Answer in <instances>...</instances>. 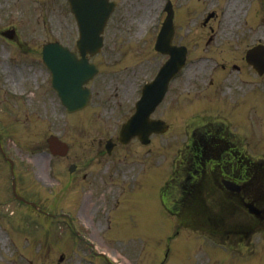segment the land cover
Returning <instances> with one entry per match:
<instances>
[{"label":"rangeland","instance_id":"obj_1","mask_svg":"<svg viewBox=\"0 0 264 264\" xmlns=\"http://www.w3.org/2000/svg\"><path fill=\"white\" fill-rule=\"evenodd\" d=\"M126 1V7L122 2L119 18L110 24L109 42L99 57L104 72L98 77L97 87L108 86L105 104L100 105L102 95L96 94L91 103L93 106L86 110L88 117H78L72 122L59 106V100L48 94L47 88L35 91L36 98H32V94L17 99L18 95H15L44 83L49 72L38 53L49 39L56 34L66 44L74 41L77 35L74 31L70 36L72 29L67 22L71 19L67 12L60 5L45 7L46 0H0L1 139L7 149L5 154L16 161L19 195L37 202L44 212L14 197L12 170L0 152V170L3 163L7 165L5 174H0V264H92L90 259L96 260L97 264H108L104 257L114 264H196L197 261L208 264V258L211 264H221L217 255L211 257L207 250L194 248V244L199 243L197 237L203 232H199L200 229L193 231L200 226H197L198 219L192 218V211L188 214L182 211L180 204H175L179 195L176 191L171 193L170 199L174 213L167 214L162 208L161 193L166 194L175 181L183 180L175 174L179 168L175 164L176 161L179 163L177 151L186 139L182 129L170 126L171 130L166 134L153 136L150 146L143 147L134 139L126 150L118 146L115 156L105 151L106 140L116 133L114 123L119 116L131 111L137 97L136 84L154 73L162 62L161 56L153 50L154 41L142 42L140 36L147 23L154 20L163 0ZM261 1L175 0L179 5L180 24H188L190 13L195 11L191 25L182 31L186 40L193 37L207 39L210 32L203 26L204 17L215 12L217 22L209 26L218 33L219 40L215 43H219L220 50L212 54L219 60L232 58L233 61L242 55L251 39L259 34L264 37L261 22L252 19L255 12L260 13V3L264 7V0ZM145 15L150 21L142 27L139 19ZM5 28L15 29V34L3 35ZM205 41L201 46H205ZM35 59L40 60L39 64ZM32 63L34 68L29 65ZM208 66L213 67V62ZM192 71L183 76L174 93L182 88L190 90L191 94H183L186 101L182 99V102L187 105L184 106V118L188 117L192 123L190 129L197 131L206 124L225 119H215L217 114L198 107L196 102L205 108L209 104L196 96L208 94L212 97L214 93L208 90V69L197 80H191L195 73ZM219 78L223 79V76ZM228 80L234 84L237 78ZM46 94L48 97L44 98ZM171 97L169 101L172 100L174 105L176 96ZM233 100L234 108L225 99L221 104L220 100L217 102V109L230 115V122L247 136L251 147L260 150L258 155L264 154V87L260 85V89L244 92L239 89ZM159 113L160 109L154 117H159ZM169 114L173 115V111ZM229 125L227 123V127ZM52 134H61L66 141L70 140L69 159L52 161L46 143V138ZM241 147L242 155L258 158L246 152L249 150L247 145L241 144ZM73 162L77 168L70 171ZM189 169L187 165L181 167L182 172L185 171L183 178L191 172ZM83 173L87 174V179L82 177ZM156 193L163 212L156 207ZM152 208L156 213L151 211ZM68 212L75 218L72 230L67 224L71 222ZM208 237L205 236L207 242L211 241ZM260 237L259 233L253 234V248H260ZM232 247L236 245L232 244ZM241 250L247 251L249 256L255 254L250 245L245 247L243 244ZM223 251L227 253L223 264H260L256 256L235 259L232 248Z\"/></svg>","mask_w":264,"mask_h":264},{"label":"flooded vegetation","instance_id":"obj_2","mask_svg":"<svg viewBox=\"0 0 264 264\" xmlns=\"http://www.w3.org/2000/svg\"><path fill=\"white\" fill-rule=\"evenodd\" d=\"M249 170L251 171L252 176L242 179V177L245 174L248 175L249 172H245L244 168H241L240 166L234 167V161L232 160L226 161L225 165H223L221 168V180L223 182L232 183V186L234 187L233 193L230 195V197L239 204L235 205L231 203L234 207L233 212L235 213L236 211L240 210L241 214H245L247 216L250 214L256 219V227L264 229V196L260 195L261 191L264 193V185L262 182L257 183L259 181V177L256 176L258 175V171L260 172V168L256 166L251 167ZM256 183V191H258L257 193L255 190H248ZM239 206L241 208H239ZM242 226L245 228H250L251 225ZM262 246H264V240L262 241Z\"/></svg>","mask_w":264,"mask_h":264},{"label":"bare ground","instance_id":"obj_3","mask_svg":"<svg viewBox=\"0 0 264 264\" xmlns=\"http://www.w3.org/2000/svg\"><path fill=\"white\" fill-rule=\"evenodd\" d=\"M89 18H90V14H85V15L82 17V21H87Z\"/></svg>","mask_w":264,"mask_h":264},{"label":"water","instance_id":"obj_4","mask_svg":"<svg viewBox=\"0 0 264 264\" xmlns=\"http://www.w3.org/2000/svg\"><path fill=\"white\" fill-rule=\"evenodd\" d=\"M73 90H76V88H74ZM145 110H148V107H146V109Z\"/></svg>","mask_w":264,"mask_h":264}]
</instances>
